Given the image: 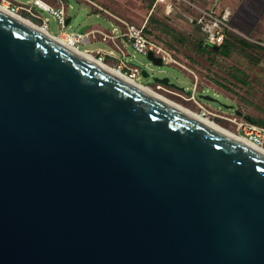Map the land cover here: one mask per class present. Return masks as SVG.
Returning <instances> with one entry per match:
<instances>
[{"label":"water","instance_id":"95a60500","mask_svg":"<svg viewBox=\"0 0 264 264\" xmlns=\"http://www.w3.org/2000/svg\"><path fill=\"white\" fill-rule=\"evenodd\" d=\"M0 264H264V151L0 5Z\"/></svg>","mask_w":264,"mask_h":264},{"label":"rangeland","instance_id":"374dc122","mask_svg":"<svg viewBox=\"0 0 264 264\" xmlns=\"http://www.w3.org/2000/svg\"><path fill=\"white\" fill-rule=\"evenodd\" d=\"M15 4L29 6L30 0H9ZM54 5L52 0H46ZM103 8L125 21L135 24L143 23L151 13V17L161 21L172 31L161 28L156 22H147L153 39L168 50L175 63L153 64L147 55L135 52L131 47L128 52L133 55L129 65L145 69L149 77L141 74L137 80L150 85L155 92L171 100L177 105L198 111L195 99L208 111V117L221 126L241 134L236 122L250 118L252 122L264 120V49L257 47L264 43V0H223L232 12L229 39L233 45L229 52L212 53L209 48L198 47L200 36L197 27L192 24L200 9L211 6L212 0H176L175 8L165 15L157 6L150 12L154 0H94ZM0 3H5L0 0ZM66 15L70 18L68 31H79L87 25L89 29H100L110 32L115 18L109 13L96 9L86 0H63ZM33 10L41 19L33 17L29 12L19 10L18 13L30 21L41 24L47 21L48 31L55 35L59 32L57 18L50 11ZM87 44H77L80 50L94 51L106 47L99 38L89 37ZM246 41L250 46L243 45ZM263 47V46H262ZM167 77L177 87H184L181 94H171L156 88L152 77ZM167 89H170L167 87ZM180 93L179 89H170ZM208 96L204 98L202 96ZM264 146V138L262 141Z\"/></svg>","mask_w":264,"mask_h":264},{"label":"built area","instance_id":"2783aa9c","mask_svg":"<svg viewBox=\"0 0 264 264\" xmlns=\"http://www.w3.org/2000/svg\"><path fill=\"white\" fill-rule=\"evenodd\" d=\"M2 1L5 3H0L1 6L17 15H20L18 11L22 10L24 12H29L35 18L41 19L33 10L34 7L37 11L52 12L57 18V22L60 26L59 32L54 35L57 39L62 38V41L67 45L82 51L84 54L92 57L103 65L111 67L114 71L141 86L149 85L137 80L138 76L141 74V69L129 65V61L133 57V55L128 52L129 47H131L133 51L144 55L151 52L155 57H159L163 63L177 62L168 50L163 48L144 32L146 20L143 23L136 25L113 16L115 20L112 23L110 32L96 28L87 30L86 27L84 31L80 33L79 31H68L66 28V25L68 24H65V20L68 16L66 15V7L63 0H52L54 5L46 0H30L29 6L15 4L9 0ZM86 1L102 10L100 6L91 0ZM175 1L176 0H154L150 12L153 11L155 7L159 6L165 15H169L175 8ZM222 2L223 0H212L211 6L206 9H200L199 15L195 18V24L198 25L204 41L210 45L221 44L225 38L226 32L234 30L230 24V18L232 15L231 9L228 5ZM39 26H41L46 32H49L46 20H42V23L39 24ZM90 36H92L94 40L99 38L101 41L105 42L106 47H99L94 51L78 49L77 44L89 43ZM260 44L264 47V43ZM157 87L160 86L158 85ZM190 97L198 105L199 109L197 113L201 116L208 117L210 111L200 104L195 99L194 95H191ZM236 123L238 125V130L241 133L240 135L246 137L256 147L262 146L264 138L263 126L247 119H243Z\"/></svg>","mask_w":264,"mask_h":264},{"label":"trees","instance_id":"16d2710c","mask_svg":"<svg viewBox=\"0 0 264 264\" xmlns=\"http://www.w3.org/2000/svg\"><path fill=\"white\" fill-rule=\"evenodd\" d=\"M152 12V11H151ZM232 17V15H231ZM192 21V19H191ZM147 22H156L157 25H159L161 28H166V30L168 31H172L171 28L167 27L164 23H162L161 21L151 17V13L150 15L148 16V18H146V22H145V26H144V32L146 34H148L152 39H153V35L150 31V29L147 27ZM132 23V22H131ZM135 24V23H134ZM141 24V23H140ZM138 25V24H136ZM196 27H197V30H198V33L200 36V40L198 41V47L201 48L202 50H205V48H209V51L212 52V53H215V52H218L220 54H224L223 51H226V52H229L230 50V47L233 45L232 41L229 39V36H231V32L228 31L226 32V35H225V38L224 40L222 41L221 44L218 45L219 49L217 51L213 50V45H210L208 43H206L203 39V36L199 30V27L198 25L194 24ZM154 40V39H153ZM243 45H246V46H250V44L246 41H240ZM257 47H260L262 49H264V47L260 46V45H256ZM255 122V121H254ZM255 123H257L258 125L260 126H263L264 127V120H257Z\"/></svg>","mask_w":264,"mask_h":264},{"label":"bare ground","instance_id":"6f19581e","mask_svg":"<svg viewBox=\"0 0 264 264\" xmlns=\"http://www.w3.org/2000/svg\"><path fill=\"white\" fill-rule=\"evenodd\" d=\"M23 19H24V17H23ZM25 20L28 21V22H30V23H32L33 25L35 24L34 22L30 21V20L27 19V18H25ZM59 40L62 41V38H59ZM88 57H89V56H88ZM107 67H108V66H107ZM109 68H111V67H109ZM111 69H112V68H111ZM142 87L146 88L147 90L151 91L152 93L156 94L157 96L161 97L162 99L166 100L167 102L173 104L174 106H176V107H178V108L184 110L185 112H187V113H189V114H191V115H193V116H195V117H197V118H199V119H201V120H203V121H205V122H207V123H209V124H211V125H213V126L219 128V129H221V130H223V131H225V132H227V133H229V134H231V135H233V136H235V137H237V138H239V139H241V140H243V141H245V142H247V143L253 145V144H252V143H251L246 137H244V136H242V135H240V134H238V133H236V132H233V131H231V130H229V129L223 127V126H221L220 124H218V123L215 122L214 120H211L209 117L201 116V115H199V114H198L196 111H194V110L188 109L187 107H184V106L177 105L176 103L172 102L171 100H169V99L163 97L162 95L158 94L157 92H155L152 88H150V87H148V86H142ZM253 146H254V145H253ZM255 147H256V146H255ZM257 148H259V149H261V150L264 151V146H259V147H257Z\"/></svg>","mask_w":264,"mask_h":264},{"label":"flooded vegetation","instance_id":"af4514ba","mask_svg":"<svg viewBox=\"0 0 264 264\" xmlns=\"http://www.w3.org/2000/svg\"><path fill=\"white\" fill-rule=\"evenodd\" d=\"M215 51H217V50H215ZM154 85H155V87H157V86L159 85L160 87H157V88L163 89L164 91H166V92H168V93H171V94H177V95H179L180 97H182V98L185 99V97L182 95L183 93L181 94V91H182V90H180L175 84L171 83L169 80H168L167 84L155 83ZM149 86H150V85H149ZM149 86H148V87H149ZM167 87H169L170 89H179L180 93L173 92L172 90L167 89ZM150 88H151V87H150Z\"/></svg>","mask_w":264,"mask_h":264},{"label":"crops","instance_id":"0c3cea01","mask_svg":"<svg viewBox=\"0 0 264 264\" xmlns=\"http://www.w3.org/2000/svg\"><path fill=\"white\" fill-rule=\"evenodd\" d=\"M91 1L94 2L95 4H97L98 6H100V7L102 8V10H101V9H98V8H96V9L106 12V14L109 13L110 15L115 16L114 14H112L111 12H109L108 10H106L105 8H103L101 5H99L98 2H96V1H94V0H91ZM90 4H91V3H90ZM91 5L94 6L93 4H91ZM116 17H118V16H116ZM119 18H120V17H119ZM121 19H122V18H121Z\"/></svg>","mask_w":264,"mask_h":264}]
</instances>
